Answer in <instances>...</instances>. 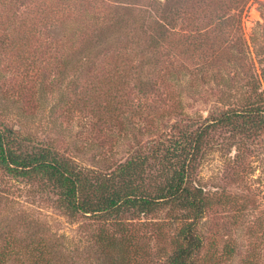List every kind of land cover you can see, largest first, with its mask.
<instances>
[{"label":"rangeland","instance_id":"1","mask_svg":"<svg viewBox=\"0 0 264 264\" xmlns=\"http://www.w3.org/2000/svg\"><path fill=\"white\" fill-rule=\"evenodd\" d=\"M68 1L75 6L54 15L58 0H0V122L78 166L108 173L175 114L202 120L214 105L226 110L252 100L264 56V0H165L162 38L157 21L150 23L152 0H84L90 10ZM81 14L88 24L95 16L98 29L105 14L123 20V31L75 62L81 40L70 49L65 35L83 28ZM226 136L213 135L196 175L210 204L194 226L196 263L264 264V142L228 149ZM4 179L0 252L8 236L22 245L35 238L61 251L62 264H106L95 243L100 223H71L26 185ZM192 215L162 206L123 223L138 237L137 264H166ZM103 225L122 243L113 223Z\"/></svg>","mask_w":264,"mask_h":264},{"label":"trees","instance_id":"2","mask_svg":"<svg viewBox=\"0 0 264 264\" xmlns=\"http://www.w3.org/2000/svg\"><path fill=\"white\" fill-rule=\"evenodd\" d=\"M78 1L84 10H90L84 0ZM165 3V0H152L149 4L154 15L149 17L150 23L157 21L161 27L158 28L161 38L165 26L161 8ZM55 4L51 5L54 15L59 12L58 8L64 12L66 8L75 6L68 0H58ZM158 12L161 15H157ZM219 14L208 22L217 23L224 17ZM108 16H103L105 29H98L95 16L88 24L85 14L84 17L81 14L79 19L83 28L72 35L64 34L70 49L77 36L81 40L82 45L77 51L79 57L75 62L84 60L91 52L107 48L111 40L123 31V20ZM7 18L10 19L9 16ZM91 39L94 42L86 44ZM58 41V38L54 39L53 43L61 46ZM258 61L261 69L259 77L254 76L252 81V100L226 110L214 105L202 120L175 114L172 121H162L161 130L146 141L145 149L140 147L132 151L108 173L80 167L51 144L34 142L0 122V184L3 183L7 190L4 178H9L26 185L29 194L45 198L71 223L80 217L100 223L95 243L107 255L106 264H137L134 258L140 253L138 237L123 225L127 220L141 215L146 217L162 206L188 209L193 213L191 222L174 239V250L166 264H197L201 240L194 233V226L210 204L203 196L196 175L207 150L215 143L213 135H227L222 145L228 149H255L264 142V56ZM106 222L113 223L123 235L122 243L117 242L110 229L104 227ZM33 239L22 245L10 242L8 236V247L0 252V264H9L11 260H16V264L63 263L61 251L51 249L43 239ZM117 256L119 258L115 259Z\"/></svg>","mask_w":264,"mask_h":264}]
</instances>
